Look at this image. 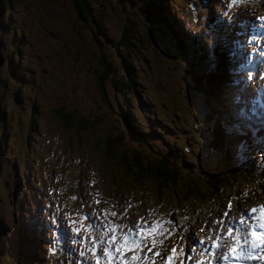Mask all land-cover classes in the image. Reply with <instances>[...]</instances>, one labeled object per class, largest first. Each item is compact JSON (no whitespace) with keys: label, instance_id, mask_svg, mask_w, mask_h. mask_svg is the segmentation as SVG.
<instances>
[{"label":"rangeland","instance_id":"obj_1","mask_svg":"<svg viewBox=\"0 0 264 264\" xmlns=\"http://www.w3.org/2000/svg\"><path fill=\"white\" fill-rule=\"evenodd\" d=\"M79 1L81 0H0V6L4 10V20L0 17V55H4V60L0 63V112L6 115L5 126L1 130L7 133L2 144L4 134L0 136V172L5 181L13 183L14 188H17L16 192L20 196L16 200L21 196L28 198V203L19 212L15 208V201L10 208L7 206L9 199L7 202L5 192L0 191V264H15V260L23 262V253L15 242L16 232L9 234V227L14 223L16 215L25 222L23 241H27L28 245L38 246L36 264H68L71 255L67 250L71 249V240H64L62 237L57 240L55 236L56 251L50 253L46 247L50 234L44 232L43 235H37L29 228L30 221L36 216L38 220L50 221L49 211L59 216L69 233L72 230L69 217L72 227L80 229L72 235L77 237L76 246L81 244L80 249L85 251V257L75 264H95V257L89 246L93 243L92 237L101 233L97 230L98 223L94 216H101L104 223L109 225H133L138 221H167L172 219V213H176L179 227L174 234H145L144 243L153 247L155 240L153 252L161 253V256L154 257L155 264H165L164 258L172 254L171 249L185 243L181 239V231L194 234L195 240H204L208 246L215 242L216 234H220L223 236L220 240L223 251L227 252L233 243L226 235L227 228L212 222L218 221L230 201L233 206L227 217L229 221L239 220L241 208L257 207L258 212L254 215H260L259 206L264 205V177L260 176L258 165H264V160L255 159L254 165L258 169L242 173L235 166L238 162L237 152L231 149L229 153L233 155L234 166L227 171L228 177L217 204L210 203L206 197L190 202L189 198L181 196L183 193L175 186L158 191L155 189L156 179L152 175L138 183L127 182L118 187L116 183L119 171H114L116 163L105 164L99 156L100 139L116 135L118 129L111 123L108 112V109L116 105L112 88L127 92L126 96L130 95L127 100L134 106H129L133 111L136 110L138 101L149 99L157 118L162 120V117H168L162 123L167 124L170 119L179 116L177 122L188 130L175 131L174 135L167 134L169 139L174 140L172 153L177 152V157L169 162L179 165L183 160L191 174L197 170V163L215 171L213 167L216 160L204 153L203 143L208 139H216L218 130L216 127H203L200 113L193 108L185 93L183 69L186 66L183 55L180 53L175 59H167L154 44L156 41L150 40L152 28L147 21L145 25L144 15L140 11L141 2L87 0L90 18L82 25V21L75 17L73 8V3ZM186 1H170L166 13L172 18L175 27L187 35L189 32L177 19L182 14H187ZM259 2V5L241 4L232 15L235 17L234 22H240L243 18L249 22L241 26L239 36L237 27L236 40L241 45V38L247 41L254 19L262 16L264 0ZM236 4H239L237 0L234 5ZM195 6L199 15L207 9L206 6L199 9L197 4ZM171 27L172 35L177 37L174 25ZM125 38L131 42L129 48L121 44ZM194 38L200 41L198 35ZM17 43L22 44L18 60L12 56V49ZM200 45L207 53L208 45L205 41L202 40ZM188 53L191 51L188 50ZM255 53L264 58L262 41ZM1 57L3 58L2 55ZM136 57L140 60V65L138 61L132 62ZM120 59H124L126 63L132 60V71L127 78L123 77V72L118 78ZM99 78L105 86L111 106L106 104L100 92ZM125 85H131L129 90L137 86V96ZM257 85L264 86V69L260 67L251 76L249 90L242 91L245 101L249 98L257 99L258 92L264 97ZM224 98L223 94L219 100L222 109L227 107ZM118 101L123 100L120 98ZM60 106L63 109L79 110L85 118V126H61L50 111L53 107ZM31 116L32 126L24 136L23 123ZM117 125L123 129L120 122ZM154 129L156 135L160 136V128L155 126L152 130ZM123 134L119 147H136L140 152H148L143 143L137 146L125 132ZM221 139L223 151L229 147L225 137L217 142L213 141L216 153L221 150ZM150 143L160 150L165 146L159 138L151 139ZM12 156L16 158H11ZM148 158L151 159L150 154ZM2 159L16 161L13 172L20 180L23 179L25 192L19 188V179L12 173V166L8 169V163L2 162ZM43 164L44 177H39L38 171ZM201 170L198 169L199 172ZM260 170L264 171V167ZM230 171H234L236 175L231 177ZM9 196L10 192L7 193V197ZM32 198L36 199L38 205L31 203ZM89 208H92L90 212ZM112 212L118 215L113 217ZM82 213L88 215V218L83 217ZM89 224L92 226L91 230L85 227ZM108 231L109 236L114 234L110 228ZM105 246L106 243L99 246V255H103L102 249ZM187 248H192L191 240L187 241ZM202 251L203 249H198L192 252L193 259L188 264H196V261L208 264L210 257L201 255ZM180 259L177 257V264ZM101 264H105V261L102 260ZM143 264H152V260L144 261ZM247 264L264 262L257 258Z\"/></svg>","mask_w":264,"mask_h":264},{"label":"trees","instance_id":"obj_2","mask_svg":"<svg viewBox=\"0 0 264 264\" xmlns=\"http://www.w3.org/2000/svg\"><path fill=\"white\" fill-rule=\"evenodd\" d=\"M141 2L140 11L144 15L143 18L151 26L150 30V40H155L154 43L159 47V51L167 59H175L181 53L183 55V60L185 61L186 69H183L185 72L184 79V90L191 99L195 109L200 113L203 127L208 129L211 127H216L218 129V137H225L228 140L229 147L223 151V149L216 151L214 150L215 145L213 141L217 142L219 139H208L203 143V150L205 154L213 156L216 162L214 163L213 170H208L205 165L202 167L197 163V170L194 174H191L185 165V162L181 160V164L172 165L171 159L177 157V152L172 153L174 140H171L167 137V134L174 135L175 131L188 130L183 127L180 122H177L179 116H175L173 120H169L166 123H162L163 120H166L168 117H162V120L157 118L154 115V107L151 106V100L148 101H138L137 108L133 111L129 106H133L131 103H128L126 96L127 92H123L120 89L112 88V96L115 100L116 105L114 108L108 109L109 114L111 115V123L118 127L117 134L111 136L107 139H100L101 144L99 147V156L104 160L105 164H115L116 170L119 171V178L116 185L118 187L123 184L130 182L138 183L144 178L149 176H154L156 179L155 189L160 190L161 188H168L169 186H175L183 193L181 196L183 198H189L190 202L197 198L206 197L209 198L210 203L217 204V200L222 196V191L224 189L225 182L228 177V170L234 166L233 155L231 149L237 152V164L235 166L242 173H246L255 169V159L257 161L264 160V109H257L256 112L253 111H243L241 115V106L239 103L238 109H234L232 106V100L236 102V99L233 97L232 89L237 86L235 83L236 79H241L244 83V67L241 68L242 62L240 61L239 56L241 55L240 49L236 47L237 55L235 57L225 56V51L222 48V42L216 44L215 47V60L211 61L208 57V54L205 53L203 47H201V41L204 37L200 38V41L194 38L195 35L187 33L184 34L179 28L175 27L173 24L172 18L167 15V5L170 4L172 0H138ZM197 4L198 9L206 6L208 7L206 13L202 17L201 23L203 25V30L208 34L211 33V30L220 23L225 24L226 28L230 26L238 27L239 33V22H234L233 13L239 8L241 4H250V5H259V0H237L239 4L234 5L236 0H208L207 4H204L201 0H192ZM207 1V0H204ZM87 0H81L77 3H73V8L75 11V17L82 21V25L90 18V15L87 13ZM186 4V3H185ZM208 5V6H207ZM209 10V11H208ZM213 10V11H212ZM4 14L3 8L0 6V17ZM233 21L229 20V18ZM179 21H182V18H177ZM4 20V18H3ZM182 24V23H181ZM171 25H174L175 30L178 33L177 37L172 35L173 28ZM215 25V26H214ZM14 31V28H13ZM219 37L222 38L224 35L225 28L219 29ZM149 32H147L148 34ZM32 36V35H31ZM186 38H188L186 40ZM205 41V40H203ZM20 42V41H18ZM183 42V44H180ZM208 45V42L205 41ZM129 48L131 42L128 38H125L123 43H121ZM241 45V44H240ZM243 46V45H242ZM18 48V49H17ZM22 49V44L18 43L12 49V56L19 59L20 50ZM188 50L191 53H188ZM243 46V52L245 51ZM125 54L124 52H122ZM3 56V53L1 54ZM10 55V52L7 53V56ZM121 56H123L121 54ZM188 59V60H187ZM132 61V60H131ZM124 59H120V72L118 73V78L123 72V77L127 78L131 74L132 67L130 62ZM138 61L140 65V60L136 57L132 62ZM227 61L230 63L228 64ZM138 66V65H136ZM189 66V67H188ZM234 69H240L239 73H235ZM134 82V81H133ZM233 84V85H232ZM98 87L101 94L104 97V100L107 105L109 100L107 98V93L105 86L102 84V81L98 80ZM129 90L131 85H125ZM115 90V91H114ZM135 96H137V86H134L132 90H129ZM60 92V91H59ZM225 96L224 100L227 107L225 109L220 108L219 100L221 97ZM122 98V102H117ZM154 104V102H152ZM214 103V104H213ZM129 104V105H128ZM119 106V107H118ZM258 105H255L257 107ZM64 107L60 106L53 107L52 116L63 126L64 128L72 127H84L86 124L85 118L77 109H63ZM134 108V106H133ZM240 110V111H239ZM147 113V114H146ZM237 114V116H236ZM174 115V114H173ZM5 114L0 112V127L3 130L5 126ZM226 117V124L223 129L219 127L221 122V117ZM235 118L236 121L231 123L230 119ZM32 116L26 119L23 123L25 128L24 136L29 131L32 125L31 124ZM228 120V121H227ZM117 122H120L123 126V129L117 125ZM233 124V125H232ZM158 126L161 131V135L157 136L155 129L153 127ZM233 128V129H232ZM237 129L244 134L241 135L240 132H237ZM0 130V136L4 134V138L1 141L3 143L6 139L7 133ZM226 133H225V132ZM125 132L128 135L130 140H133L137 146L144 144V147L148 149V152H140L138 148L131 147L132 149L125 148L123 146L119 147V140L124 138ZM236 133V134H235ZM259 133L263 135L260 136ZM252 135V136H251ZM8 138V137H7ZM153 138H159L165 145L162 150L152 146L150 140ZM240 140L244 141L245 147H239L238 142ZM28 144V141L25 142ZM25 144V145H26ZM236 145L233 147L232 145ZM29 146V145H26ZM256 146V147H255ZM148 154L151 155V159L148 158ZM16 158L12 156L11 158ZM5 157L3 156V159ZM2 159V162L8 163V169L15 165L16 161H5ZM248 160V161H247ZM13 164V165H12ZM44 164L38 171L39 177H44ZM112 166V165H110ZM264 165H258L260 176L264 177V171L260 170ZM202 169L201 172L198 169ZM180 170V171H179ZM226 170V171H225ZM231 177H234L236 174L234 171L229 172ZM131 176V177H130ZM19 179V177H18ZM22 180L19 179V185L21 190L25 192L22 185ZM256 182H259L256 181ZM14 184L11 182L5 181L0 172V191L5 192V198L9 199L8 207L10 208L12 202L15 201V208L17 211L22 212L26 203H28L27 196H24L16 200L18 195L14 188ZM174 191V190H173ZM10 192V196L7 197V193ZM15 193V194H14ZM195 202V201H194ZM31 203L38 205L35 198H32ZM40 206V205H39ZM173 215L176 216V213ZM85 218H88V215H84ZM172 220H176L173 216ZM14 223L9 227V234H15V242L17 248L21 253H23V262L15 260V264H36L35 258L38 252V246L36 244L28 245L27 241H23L22 236L26 230L25 222L15 216ZM38 220V217L35 218ZM1 229V226H0ZM63 231V230H62ZM29 232V230H28ZM30 233V232H29ZM50 234V233H49ZM55 233L50 234L49 239L55 237ZM33 237L31 236V240ZM77 243H74L71 240V249H80L81 245L76 246ZM55 246V245H54ZM47 249L50 245L47 244ZM31 253V254H30ZM50 253H52L50 251ZM131 255V253H129ZM81 257H79L78 251L75 255H71V259L68 264L78 263ZM83 264V262H82Z\"/></svg>","mask_w":264,"mask_h":264},{"label":"snow or ice","instance_id":"obj_3","mask_svg":"<svg viewBox=\"0 0 264 264\" xmlns=\"http://www.w3.org/2000/svg\"><path fill=\"white\" fill-rule=\"evenodd\" d=\"M235 19V17H233ZM253 33H257V26L253 25ZM239 36L240 33H237ZM255 39V35L253 36ZM251 42V41H250ZM237 48L240 49L241 55H243V46L240 45L239 41H236ZM215 47L216 41L213 40L211 44L207 47L208 57L211 61L215 60ZM231 56L235 57L237 52L233 50L230 53ZM251 58H248V64H251ZM246 65H241L243 68ZM235 73H239L240 69H234ZM251 80V77L248 78ZM241 79H236L235 83L239 85ZM247 87V85H245ZM257 89L264 93V86L257 85ZM254 94V93H250ZM237 103L242 102V97L237 95L235 97ZM259 100L254 101V105L258 104ZM253 113L256 112V107L252 109ZM243 109H241V115H243ZM237 132H240L237 129ZM243 135V132H240ZM239 147H245L243 140L238 142ZM235 147L236 145H232ZM221 149L223 148V139L220 142ZM232 203L229 202L227 209L220 214L218 221L212 223H219L221 227L227 228V237L231 238L233 243L229 246L228 251H223V245L220 240L223 238L222 235H217L215 242L208 246L204 240H195L194 234L190 232L185 234L184 231L180 232L181 239L185 241L183 245H177L171 249V255L164 258L165 264H177V257H180L179 264H188L189 261L193 259L192 252L198 249H203L201 255L209 256L210 260L208 264H247L248 261H259L264 262V205L259 206L260 215L256 216L258 212L257 207H252L251 209L241 208L239 220L229 221L227 217L229 216ZM111 215L116 217L118 213L112 212ZM48 216L51 218L50 221L44 220H33L29 223V228L33 230L37 235H43L44 232L50 234L55 233L56 239L59 240L61 237L64 240H72L74 243L77 242V237L73 236L72 233H78L80 229L72 228L71 233L64 228L62 220L59 216L53 215L51 211L48 212ZM94 219L98 223V232L101 233L98 236L92 237L93 243L89 246V250L92 256L95 257V264H101L102 260L105 264H143L144 261L152 260V264H155L154 257L161 256L160 252H153L156 241H153V247H148L144 240L146 239L145 234L152 236L157 235H167L171 236L174 234L179 227L177 222L172 219L167 221H153L148 223L147 221L140 222L133 225H109L104 223L101 216H94ZM143 220V218H142ZM75 223V222H74ZM207 223V222H206ZM166 225H171V227H166ZM235 225V227L233 226ZM85 227L91 230V224L85 225ZM114 233L109 236L108 229ZM63 230V231H62ZM122 238V239H121ZM192 241V248L189 250L187 248V241ZM50 247L48 251L55 252V243L53 239L48 241ZM107 244L103 247V255H99V246L101 244ZM163 243V241H160ZM68 254L75 255L78 251L79 257H85V251L83 249H69ZM131 253V255H129ZM151 254V255H149ZM186 257V259H185ZM106 258V260H105ZM196 264H204V261H196Z\"/></svg>","mask_w":264,"mask_h":264},{"label":"clouds","instance_id":"obj_4","mask_svg":"<svg viewBox=\"0 0 264 264\" xmlns=\"http://www.w3.org/2000/svg\"><path fill=\"white\" fill-rule=\"evenodd\" d=\"M245 85H247V87H245ZM243 86H244V90H249V86H250V84L245 80L244 81V83H243ZM243 90V91H244ZM242 97V101H244L245 99H244V97H243V95L241 96ZM251 98H249L248 100H246L245 101V103L247 104V103H249V102H251ZM219 127L221 128V129H223L222 127H221V123L219 124ZM218 130V129H217ZM225 132V131H224ZM252 136V135H251ZM218 138H223V137H218L217 136V138L216 139H218ZM174 214V213H173Z\"/></svg>","mask_w":264,"mask_h":264},{"label":"water","instance_id":"obj_5","mask_svg":"<svg viewBox=\"0 0 264 264\" xmlns=\"http://www.w3.org/2000/svg\"><path fill=\"white\" fill-rule=\"evenodd\" d=\"M1 60H3V58H2L1 55H0V63H1Z\"/></svg>","mask_w":264,"mask_h":264},{"label":"flooded vegetation","instance_id":"obj_6","mask_svg":"<svg viewBox=\"0 0 264 264\" xmlns=\"http://www.w3.org/2000/svg\"><path fill=\"white\" fill-rule=\"evenodd\" d=\"M0 130H1V127H0Z\"/></svg>","mask_w":264,"mask_h":264}]
</instances>
